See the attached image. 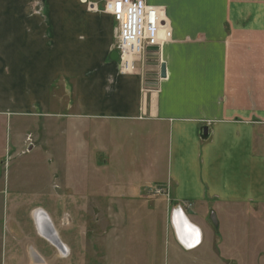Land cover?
<instances>
[{"label":"crops","instance_id":"0c3cea01","mask_svg":"<svg viewBox=\"0 0 264 264\" xmlns=\"http://www.w3.org/2000/svg\"><path fill=\"white\" fill-rule=\"evenodd\" d=\"M106 1L0 0V128L19 123L14 148L51 152L68 171L112 160L128 172L125 182L96 180L92 196L102 202L90 213L74 204L63 230L55 214L31 205L38 240L64 256L50 247L46 261L31 241L33 264H264V0H145L161 10L172 41L163 47L167 78L162 64L150 65L144 88L111 58L116 23ZM57 120L62 149L54 145ZM28 122L32 130L21 131ZM108 129L117 147L104 146ZM106 153V162L91 157ZM74 182H64V200L86 203L85 183ZM44 183L36 190L31 181L30 202L61 198L54 182L51 192ZM158 187L167 194L150 193ZM38 211L64 251L39 233ZM176 213L192 227L175 228ZM82 216L95 219L90 259Z\"/></svg>","mask_w":264,"mask_h":264},{"label":"rangeland","instance_id":"374dc122","mask_svg":"<svg viewBox=\"0 0 264 264\" xmlns=\"http://www.w3.org/2000/svg\"><path fill=\"white\" fill-rule=\"evenodd\" d=\"M55 124L56 135L54 138V145L56 146V149H62V131L64 129L63 120H57ZM32 125V122L24 123L21 126V131L24 132L28 129L32 130ZM17 126H19V123L17 121H9L0 128V264H33L32 260L34 257L32 258L31 254V241H33L36 247L40 249L43 258H46V261H50L51 257H53L50 255L52 253V249L54 251L55 256L64 257L61 253H59L57 249L52 247L49 243L48 244L50 245V247H52V249L46 243H42L40 240H38L36 236L37 232L35 224L34 222H32L30 216L27 215L30 206L33 204H40L47 211H49L53 215L55 214V217L57 218H54V223L59 230H63V225H68L64 224V219H68L69 217L66 211L70 213L69 211L71 210L73 213L74 204H80V206L83 204L82 206H84L87 209L88 213H90L91 211L89 210L94 209L95 202H102L98 201L94 196H92L95 194L94 187L96 184V180L99 181L101 179L104 180L105 183L111 182L117 184L120 182H125V180L127 179L126 174H128V172L124 168L118 169L116 167V164H114L112 160L109 161V164L105 169H95L88 166L87 169L83 167L81 170L72 169L71 171H68L67 169L63 168L64 163L62 160L53 159L54 157H52L51 152H29L28 154L22 155V149H15L12 144L13 138L15 137L16 131L18 130ZM108 132H110L109 139L107 137L104 138V146L106 142L107 144H109V147H117L116 139L111 133L112 131L108 129ZM88 140L92 141L93 144L95 142V140H91L90 138ZM123 140L126 143L125 146H127L128 144L130 145L132 143V141H129L127 143V136H125ZM27 141H32V137L28 136ZM91 157H93L94 159L98 158L99 160L106 162L110 158V155L109 158L107 153L104 155H94ZM52 160H54L55 162L52 163ZM93 165H96V163H93ZM33 179H36V185L34 186L36 190L37 187L43 189L45 187L44 181H46L47 183V181L50 180L49 187L51 192L54 182V184L56 185L54 189L56 190L57 194L61 195V198L58 197L54 201H47L46 198V201L37 202L34 200L30 202L33 196L28 195L26 193H32L35 191L33 190V186L31 185V181ZM68 179H70L71 182L75 181V184L76 181H80V183L83 182V184L85 183L87 190L90 194V197L88 196V201H86V203H80V201L82 200H80L79 203H70L64 200L63 184ZM87 184L89 186H87ZM76 220L79 222L78 218ZM81 220L85 222V224L82 223L83 225H86L87 223L88 228L86 248L88 257L89 259L94 258V246L96 243L94 227L95 219L94 217L90 216H87V218H83L82 216ZM77 221L73 222V231H71L72 235L79 233L80 227ZM137 223L138 222L136 221V224ZM145 225L146 224L144 223L140 225V229L144 233L147 232ZM158 233L160 237L159 241L164 244L165 241H162L161 231ZM169 239L170 238L168 236L166 239L168 249H166L165 246V253L170 258L171 248L169 244ZM219 239H221V244L219 245V247L221 248L224 244L223 229H221L220 231ZM43 246L47 247L49 255L44 252V250L42 249ZM219 250L221 251V253L223 252L222 249ZM141 253V251L136 250L134 256L137 257ZM60 264H63V262H61Z\"/></svg>","mask_w":264,"mask_h":264},{"label":"built area","instance_id":"2783aa9c","mask_svg":"<svg viewBox=\"0 0 264 264\" xmlns=\"http://www.w3.org/2000/svg\"><path fill=\"white\" fill-rule=\"evenodd\" d=\"M105 11L116 23L115 51L121 73H138L144 88L151 79L149 66L160 67L163 64L162 49L172 41L170 26L161 10L148 5L145 0H107ZM150 193L165 195L167 190L158 187L151 189ZM188 207L192 208V204ZM64 224H68L67 218Z\"/></svg>","mask_w":264,"mask_h":264},{"label":"water","instance_id":"95a60500","mask_svg":"<svg viewBox=\"0 0 264 264\" xmlns=\"http://www.w3.org/2000/svg\"><path fill=\"white\" fill-rule=\"evenodd\" d=\"M113 60H118V53H114L111 57ZM161 78L165 79L167 78V66L165 63L161 66ZM202 138L207 139L208 138V128L204 127L202 130ZM37 228L39 233L45 237L48 241H50L53 245L58 247L60 250L64 251L63 245L60 241V239L57 236V233L52 228L51 224L49 223L46 215L42 213V216L38 219L37 222Z\"/></svg>","mask_w":264,"mask_h":264},{"label":"bare ground","instance_id":"6f19581e","mask_svg":"<svg viewBox=\"0 0 264 264\" xmlns=\"http://www.w3.org/2000/svg\"><path fill=\"white\" fill-rule=\"evenodd\" d=\"M37 222H38V219L42 216V212L41 211H38L34 214ZM185 224V226H191L189 221L187 220V218L182 215L181 213H176V215L174 216V219H173V225L175 228H181V225L182 224ZM192 227V226H191Z\"/></svg>","mask_w":264,"mask_h":264}]
</instances>
